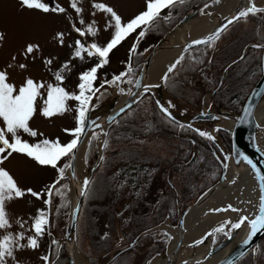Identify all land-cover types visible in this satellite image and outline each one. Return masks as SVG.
Here are the masks:
<instances>
[{
  "label": "snow or ice",
  "instance_id": "1",
  "mask_svg": "<svg viewBox=\"0 0 264 264\" xmlns=\"http://www.w3.org/2000/svg\"><path fill=\"white\" fill-rule=\"evenodd\" d=\"M219 2V0H216ZM23 7L29 10H39L43 13H65L66 9L59 4H54V0L44 2V0H20ZM80 0H70V7L75 10L77 14H81L83 9L78 7ZM186 0H145V8L139 14L135 15L128 21H124L122 16L118 14L113 7L108 6L104 3H95L93 7L103 13L110 15V19L105 24V30L112 29L111 38L106 44H99L96 42L86 43L82 39L75 40L74 51L72 53V59L84 60L88 58H95L96 63L90 68L82 71L79 74V83L77 84V91L70 92L64 86L66 79V73L71 72V60L63 63L61 67L53 73L56 83H45L43 80H35L33 78L26 77L23 83L17 87L14 83L9 82V73L5 70H0V165H3L6 160L9 159L14 153L22 154L28 158L34 160L41 166H48L53 169H57L59 179L46 188L45 191L37 192L29 188L27 190L22 189L18 186L17 181L4 167H0V229H8L11 227L9 221V215L6 211V204L14 199L23 198L26 194L41 199L45 195L46 205L52 204L53 190H56V194L63 196V192L56 189V185L60 183V180L65 178L67 169L73 167L72 161L75 160L76 151L82 143V137L86 135L88 129L93 130L92 140L99 139V135L95 133V128H101L102 126L97 120H89V113L95 109L98 105L93 101H99L106 95V88L115 86L119 88L121 94H129L135 96L136 93L131 88L125 93V89L119 87L122 83L134 85L137 89L143 88V93H150L153 88H159V84H147L142 85V76L139 79L133 80L136 69L133 68L131 63V56L136 53L139 42L147 35L148 31L154 27L161 20L171 19V9L177 4H184ZM207 7V5H206ZM169 10L168 14L162 15L164 10ZM258 13H264V7H259L255 3V0H248V6L242 8L236 16L227 20L221 28L217 29L214 33L201 38L191 41L183 53L167 67V71L161 77L163 82H167L170 75L174 73L178 66H181L185 61V53L190 54V49L194 46L205 45L208 47L214 46L216 41L219 40L221 34L227 30L228 25H231L241 19H246L249 15H256ZM95 15V13H93ZM81 25L85 24L83 19H80ZM73 30L81 37L92 36L96 37L99 33V28L96 26V21H92L87 24L86 28H80L72 24ZM136 41L130 49L129 61L124 71L119 74H113L111 79H102L99 75L100 71L110 64V56L114 49H116L121 43H123L129 36L136 33ZM64 33L58 32L55 39L61 46L64 44ZM5 39V34L0 32V42ZM256 48L264 47V44L253 45ZM39 44H28L24 49V56L33 54L39 51ZM16 57H13L15 60ZM196 63L202 61L196 60ZM44 64L49 67L53 65V58L45 59ZM8 67H12L9 65ZM18 67L21 70H26L28 65L26 63H20ZM99 81V86H97ZM105 89V91H101ZM43 90V91H42ZM46 93V97H45ZM99 94V95H98ZM42 100V107L40 108V114L45 118H51L56 115H64L66 112L74 111L76 113L74 119L76 126L74 128H65L63 131L72 137L66 143H62L57 137L56 139L43 138L35 143H30L24 139L21 133L27 134L28 136L35 138L43 136L42 132L34 129L30 126V121L33 119L37 111V100ZM69 101H75L76 107L73 109L69 106ZM137 101H133L135 103ZM157 105L161 112L168 117L170 120H175L170 109L174 108L175 105L168 102L167 106L157 101ZM132 105L128 104L126 108H130ZM126 108H121L116 116L126 111ZM201 115H204L202 113ZM116 116L109 117V122H116ZM181 127H183L181 125ZM191 127V125H189ZM219 129H217L218 131ZM193 131L198 133L201 137H206L209 140H214V136L210 133L194 128ZM107 135V133H105ZM91 144V141L89 142ZM104 148L108 147V141L103 142ZM69 157V161L63 166H59L60 162L65 158ZM103 159V157L101 158ZM227 159V157H225ZM243 159L252 167L257 180L260 183V192L258 204V214L254 217L249 215H241L236 222L227 221L224 225L215 228L212 232L206 234L204 238L196 241V244H201L204 239L208 236H212L215 233H223L228 239L232 238L231 231L225 232V227L230 224L231 229L238 230L245 224L250 228L247 238L243 241L245 245L249 244L254 237L261 231H264V173L253 163L251 159L244 156ZM239 163V161H237ZM227 168V164H224ZM89 181L84 180V189L81 191V195L84 197L88 196V185ZM235 183V180L232 181ZM248 203H251L249 201ZM65 206V205H62ZM243 212L245 210L233 207L229 204L226 208L211 209L212 212ZM76 211H79V205ZM75 215V213H73ZM20 227L23 228L24 224L20 221ZM50 220L48 212L44 210H38V214L34 218L31 231L32 235L25 237L24 232L13 234L9 232L0 238V264H7V259L12 258L15 260V252L24 248L37 249L40 246V238L43 237L46 231L49 230ZM50 234V233H49ZM164 235H168L164 233ZM171 238V237H169ZM27 240V243H21V241ZM53 245H58V241L53 240ZM45 264H50L51 256L45 255L41 257ZM18 264V262H17ZM151 264V262H149ZM187 264V262H185ZM229 264H234L233 261H229Z\"/></svg>",
  "mask_w": 264,
  "mask_h": 264
},
{
  "label": "rangeland",
  "instance_id": "2",
  "mask_svg": "<svg viewBox=\"0 0 264 264\" xmlns=\"http://www.w3.org/2000/svg\"><path fill=\"white\" fill-rule=\"evenodd\" d=\"M212 1L215 0H210L204 4H201L199 7L196 6L192 7V9L197 10L196 17L201 14L208 13V11L204 10V7L207 4H210ZM44 2H49V0H44ZM95 3H104L107 4L108 6L113 7L114 10H116L118 14L122 16L124 21L130 20L135 15L143 11L145 8V0H80L78 7H81L83 11L81 14H77L75 10L70 7V0H54V4H59L60 6L64 7L66 9V12L43 13L39 10H29L23 7L20 3V0H0V32H3L5 34V39L2 42H0V70L6 69L8 71L10 77L9 82L14 83L17 87H19L23 83L24 79L30 76L35 80H43L45 83L54 84L56 83V81L54 79L53 73L57 71L63 63L67 62L68 60H71L72 70L71 72L66 73V79L64 81L63 86L70 92H76L77 84L79 83V79H78L79 74L82 71L93 66L96 63V59L88 58L87 56L85 57L84 60H80L78 58L72 59V53L75 47L74 44L75 40L82 39L86 43L96 42L103 45L107 43V41L111 38L112 35V29L105 30V24L110 19V15L95 9L93 7V4ZM168 12L169 10L166 9L164 10V13L162 15H166L168 14ZM93 13H95V15H93ZM80 19H83L85 21V24L81 25L79 23ZM93 20L96 21V26L99 28V33L96 37L87 36L81 38L72 28L73 23H75L77 27H80L82 29L86 28L87 24L91 23ZM241 22L243 23L244 20H242ZM152 28L148 31L147 35L139 42V45L137 46L136 49V53L131 56L132 66L134 69L137 68L134 73L133 80L135 78L136 73L138 72L141 63V62L138 63L139 55L141 58L140 60L143 61L147 57L150 51V50L148 51L146 47H149L150 45L153 46L156 43V41L160 38L159 37L157 39L154 36H152ZM139 31L140 30L138 29L136 33H133L116 49L113 50L110 56V64L106 66L104 69H102L99 73L102 79L104 78L111 79L113 74H119L120 72L125 70L126 65L129 61L130 49L135 43L136 36L138 35ZM58 32H63L65 34L63 46H61L59 42L55 39V36ZM30 43L39 44L40 49L39 51L34 52L33 54L25 58L24 49L26 45ZM14 56L16 57L15 60H13ZM48 58H53V65L51 66V70L43 62L45 59ZM20 63H26L28 65L27 69L21 70L18 67ZM9 65H12V67H8ZM166 70L167 69L164 70L162 76L164 75ZM160 81H162L161 78ZM99 83L100 82L97 81V86H99ZM129 86L130 85L127 83H122L119 87L124 88L125 93H127ZM101 91H105V89H102ZM166 91L167 90L165 89V92ZM166 93L168 95L167 97H169L168 99H170L171 95L168 92ZM124 95L125 94H120L119 88L115 86H111L106 88V95L102 99L104 100L107 98L115 97L116 101H119L121 97H123ZM45 97H46V93H45ZM68 104L73 109L76 107L75 101H69ZM147 105L148 103L145 99H139L137 100V102L132 104V106L129 108L130 109L129 111H131V113H135V114L138 113L140 115V113L143 111L144 108L147 107ZM41 107H42V100L38 99L37 111L33 119L30 121V126L38 130V132H42L44 135L42 137L38 136L32 138L27 134L21 133L23 138L28 140L30 143H35L43 138H49L54 140L57 137H59L62 143H66L69 140H71L72 137L67 135L63 131V129L74 128L76 126V122L74 119L76 113L72 111V112H66L64 115H56L51 118H45L40 114ZM260 127L264 129V123L261 122ZM107 128L108 126L106 127L105 133L107 132ZM94 131L96 134L99 135V139L92 140V136H93V130H92L89 133L84 146L82 147L84 153L83 163L84 166H86L88 169H91L95 165L98 159L99 145L102 138V132L99 129H94ZM116 133L119 135V137L116 136L115 137L116 139L112 137L107 140L108 141L107 149L109 150L120 145L121 142L119 140L123 138V135L126 133V130H118ZM213 134L216 137L215 130H213ZM105 140L106 139L104 135L103 142ZM90 141L94 145L93 146L94 156L92 160L90 158L87 160V155L85 156V154H87V149L90 145L89 144ZM175 141H176L175 138H171L170 140L169 139L163 140L162 141L163 144L157 141L154 143H151V141H146V144L148 145L150 144L151 148L157 146H162L163 148L164 144L171 145ZM156 154L158 155L159 153L156 152ZM160 154L163 155L164 157L166 156V153L164 152ZM190 155L193 157L195 156L192 151ZM195 157H196V162L198 163L199 160H197V156ZM68 160L69 157H65L60 162L59 166H63L65 163L68 162ZM197 163L195 164V166L197 165L199 168L198 169L199 172L202 173L203 171V169H201L202 166L198 165ZM0 167H4L7 171H9V173L17 181L18 186L24 190L31 188L37 192L45 191L48 186L52 185L54 181L59 178L57 169H53L48 166H41L38 163H36L34 160L22 154L14 153L11 157H9L8 160L4 162L3 165H0ZM86 175H87V169L86 170L83 169L79 177L81 180H83L86 177ZM219 176L220 174L217 176V179L219 178ZM216 180H214V182ZM202 181L204 180L201 178H196V182H202ZM60 182L62 183L60 185L57 184L56 189H59L61 192H63V196L56 194V190L54 189L52 204L50 205V209L52 212V227L55 233V238L53 239L51 236H49L48 231H46L43 237L40 238V246L37 249L33 250L29 248H24L21 250H17L15 252V260H13L12 258H8L7 264H17V262L18 264H45V262L41 259V257L47 255L48 251H50V256H51L50 264H53L61 249H63L65 253L64 228H65L66 217L69 211L70 187H69L68 179L64 178L63 180H60ZM214 182H211L209 184L211 185ZM210 185H208L207 187H209ZM207 187L203 188L202 191H204ZM159 188H162V180L160 178H157L156 182L153 184L152 196H154L157 192H159ZM197 190L198 188H196V191ZM202 191L198 192L197 194L199 195ZM198 195H195L194 197L193 195L192 197H188L186 199V202L190 204L192 201L196 199ZM45 199H47L46 195L41 199H37L31 196L30 194H26L23 198L14 199L10 202H7L6 211L9 215V221L11 227L8 229H0V238L8 234L9 232L13 234L24 232L26 238L32 235L33 233L31 231V227L34 218L38 214V210H44L48 212L49 207L48 205L45 204L44 202ZM82 202L83 200L81 198L79 211L77 212V217H76L75 245L77 252L82 259L81 263L88 264V260L85 258L84 255L81 254L79 250L80 247L79 243H85L86 241V239L84 238L85 232L83 231V229L87 228L86 219H85L86 217L84 215L85 203L82 205ZM125 202L126 200L124 201L122 199L120 203L116 204L114 206L115 212L117 213L121 212V210L125 208ZM145 202L148 204L147 208L150 209L152 207V205L150 204L154 202V199L151 200L150 197H146ZM227 204L228 203H225L224 205ZM145 205L142 204L141 208L144 209ZM206 210L207 209H204L203 211L204 213H202V218L203 217L205 218V216L207 217L210 214H213L212 212L211 213L205 212ZM178 216L175 218V221H172L170 216H165L164 220H162L157 225H155L156 227L152 226L155 228L154 230L151 231H153L157 235V237L165 239L164 247L166 246L169 237L172 234L170 227L174 226L177 223ZM237 220L238 219L233 220L232 222H236ZM18 221L24 224L23 228L20 227V223H18ZM101 221L102 223L99 224V227L101 231H104L106 227L105 224H103L104 222L103 217ZM225 222L227 221L218 223L214 227V229L225 224ZM214 229H212L211 232ZM229 231H231L230 224H228L225 227V232H229ZM164 233H167L168 235H164ZM217 236H221L222 238L224 234L215 233L214 235H212L211 238L212 244L216 243L221 239V238L219 240L216 239ZM53 240L58 241V245H53L52 244ZM259 240L253 248L248 249L253 252L252 253L253 260L256 258L255 248L258 245ZM21 243L26 244L27 240L25 239L24 241H21ZM161 251H157L153 253L142 264H149V262L153 263L156 260L155 258L158 257Z\"/></svg>",
  "mask_w": 264,
  "mask_h": 264
},
{
  "label": "water",
  "instance_id": "3",
  "mask_svg": "<svg viewBox=\"0 0 264 264\" xmlns=\"http://www.w3.org/2000/svg\"><path fill=\"white\" fill-rule=\"evenodd\" d=\"M247 2L248 0H234V3L230 6V8L224 13L220 14L210 27H208L205 31L199 33L198 35L190 37L188 35V29H186L185 27V23L196 17L197 10L191 9L190 11L183 14L180 19L171 27H169L151 47L147 57L143 61H141L134 80L139 79L142 76V85H147L148 83H146V80L148 77V71L159 52L163 50H175L178 56V54H180L185 49V47L189 43H191V41L204 38L214 33L217 29L221 28L224 24L227 23L228 19L233 18L242 8L247 7ZM259 7H264V5H261ZM172 35L177 36L176 42H168L169 37H171ZM249 46L250 43L246 44L242 49L240 55H238L234 60L225 65L222 70L221 76L224 70L230 64L242 57L245 50ZM153 84L160 85L159 88H153L150 92L156 103V106L158 107L157 101H160V103L167 106V99L169 97H167L168 95L165 92L162 81L159 80L158 82ZM129 88H131L132 91L136 93L135 96L125 94L119 101H116L115 97L104 99L103 101L98 102V106L89 113V120H97L98 118L97 122L102 126L101 128H95L99 129L102 132L98 159L95 165L100 158L106 127L110 123L109 117L116 116V113L119 112L121 108H126L128 104L132 105L133 101H137L143 94H145L143 93L142 87L140 89H137L134 85H130ZM170 99L174 102L175 105L174 108L170 109L173 117H175L174 122L188 127L189 125H191L190 128H198L210 133L213 136L214 129H224L228 131L230 135V148L228 149L224 142H219L218 139L214 136L215 139L212 141L219 146L223 156V161L219 160V163L221 165L220 176L213 184L202 191L194 201H192L184 208V210L177 218V223L172 226L174 227V234H171V238H169L166 246L163 248V250L160 252L158 257L152 264H185V262H187V264H229V261H236L248 249L253 248L257 244L258 240L264 235V231L259 232L257 236L254 237L253 240L247 245L243 243V241L247 238L248 232L250 231V228L247 224H245L238 230L231 229V239H228V237L224 235L219 241L212 244V236H208L207 239H204L203 243L196 244V241L201 240L206 236L207 233L211 232V230H206L200 237L190 240L187 245L183 247V238L186 234V230L182 224L186 217H188L192 212L200 211L206 201L210 197L218 193V191H216L217 187L224 179L226 170H228L226 175L229 182L233 180L238 172H247L251 175V177L254 178V181L256 185H258L257 187L260 191V183L257 180L251 165H249L243 159V157L247 156L249 159H251L253 163L261 170V172L264 173V130L260 127L262 114L264 111V47H262L261 54V74L245 96L238 112L233 116H226L221 113L204 109L203 107L194 110L183 109L181 104H179L176 100H173L172 96H170ZM158 109L160 110L159 107ZM202 113H204V115H201ZM222 121L228 124V127L220 124V122ZM91 131L92 129H88L86 135L82 137V143L76 151L75 160L72 161L73 167L67 169L65 173V178L68 179L70 187L69 211L66 217L64 228V250L69 264H76L75 256L79 255L75 245V226L77 217L76 209L77 206L80 205V201L82 198L81 191L84 189V180H89V177L91 176L95 167L94 165L91 169H88L86 166H84L83 169H87V175L83 180L80 179L76 166L77 157ZM225 157H227V159H225ZM237 161H239V163ZM224 164H227V168L224 167ZM228 205L229 204L214 206L212 209L226 208ZM48 207L50 220L48 234L50 233L49 236L54 239L55 233L52 227V212L49 205ZM210 210L211 209L206 210L205 212L211 213L212 211ZM73 213H75V215H73ZM202 213L203 210H201V213L199 214L202 215ZM256 214H258V205L254 211L247 215L254 217ZM155 227L141 231L127 244L115 248L108 255L105 261L99 264L108 263L117 254L132 246L139 236L148 231L154 230ZM47 255H50V251H48Z\"/></svg>",
  "mask_w": 264,
  "mask_h": 264
},
{
  "label": "flooded vegetation",
  "instance_id": "4",
  "mask_svg": "<svg viewBox=\"0 0 264 264\" xmlns=\"http://www.w3.org/2000/svg\"><path fill=\"white\" fill-rule=\"evenodd\" d=\"M242 20H244L243 23L241 22ZM241 21H237L234 24L228 25L227 30L221 34L219 40L216 41L214 46L208 47L205 45H199L197 46V48L189 50L190 54L185 53L186 58L183 64L177 67L176 71L170 75V78L166 83L162 81L164 88L167 90L166 92L171 94L173 100L184 102L196 108L203 107L204 109L221 113L226 116H233L238 112L239 109L236 110L235 108H233L232 103L231 106H229L232 99L230 89L228 90L226 89V87L222 86L226 69L237 60H235L224 70L222 76L221 73L225 66L221 70L217 71V66L212 67L211 63H215L216 61L214 59L216 50L221 44L225 43L226 40H228L233 32H238L239 34L242 33L246 38L249 39L246 44L250 43V46L245 50L244 54L251 51L254 56L256 55L259 58L260 72L258 77L260 76L262 48H256L253 47V45L264 43V13L249 15V17H247L246 19H241ZM146 49H148V47H146ZM244 54L242 55V57L244 56ZM180 55L181 53L178 54L176 59ZM193 57L196 58V60H200L202 62L196 63ZM140 62L141 61H138V63ZM251 67L252 66L250 65L248 67L250 71ZM228 98L230 102L227 100ZM139 99H145L148 103L147 107L144 108L140 113V116H144L143 120H138V122L142 124L143 128L141 127L140 129L137 128L136 130H129L128 128L130 127V125L127 124L128 121H126L125 119L121 120L123 118L122 116H124L125 118L126 116L130 115L131 111H125L119 116H116V122L109 123L108 125L106 132L107 135H105V139L108 140L112 137H119V135L116 133L118 130H126V133L123 135V138L119 140L121 142L120 145L110 150L102 146V153L99 162L95 166L88 181L90 182L93 177L99 178V176L102 174H104L108 178L115 177L117 179H120L125 178L126 176H131V174L133 173V178L135 182L138 183L140 171L138 172L137 169L141 166L143 157H148L149 162L147 163V165L150 167V177L147 179V186L145 187V191L147 190V192L142 197H150V199H154L155 202L158 197L163 198V194L167 193L166 191L168 187L169 191L173 193L175 203L170 207V211L165 213V216L171 217L172 215H174L177 217L180 214L182 208L189 204L188 202H186V199L189 197L187 196V194H189L193 190H196V188L199 189L203 185L205 178L207 180H211L216 172H218V175L221 173V165L219 163V160L223 161V156L219 146L212 140L201 136H196L194 138L193 135L189 138V133L191 130L193 131V129L188 126L176 123L166 117L158 109L150 93L143 94ZM101 100L94 101L93 103L96 104ZM168 100L171 101L172 104H174L171 99H167V102H169ZM128 109L129 108H126V110ZM181 125L183 127H181ZM114 127H116V132L111 133ZM214 130L218 141L224 142V144L229 149L230 135L228 131L224 129H219L218 131L217 129ZM222 130L228 133V137L221 134ZM171 138L176 139L175 145L173 146L164 144L163 148L162 146L151 148L150 144H146V141H151V143L157 141L163 144V140H170ZM187 138H189V140ZM187 140L192 144V152L194 155L196 154L197 160H199L198 163H196L202 166L201 169H203L202 173H200L198 170V166H195L197 169L196 173L198 175V178L204 180L202 182H195L196 184H192L191 188L187 187L186 184L189 170L186 165L187 159H185V148L187 147V144H184V142ZM172 148H174L175 151V158L174 162L171 163ZM88 150L89 147L85 156L87 155V160L89 158L92 160L94 156V149L91 153H88ZM116 151H119V153H117ZM156 152L159 154L157 155ZM163 152L166 153L165 157L160 154ZM116 155L117 157H115ZM128 155L130 157L133 155V158L135 156V160L133 158L131 160H126V157ZM210 155L213 158L214 162H212V158L210 157ZM102 157L103 159H101ZM105 158H110L109 165L107 166V168H105L106 172L98 174L101 169H104L103 165L105 166ZM119 158L120 160H118ZM164 167H166V169H164ZM157 178H160L162 180V188H159V192L152 196L153 184L156 182ZM193 178L194 177H192V179ZM90 185L91 182L89 183L88 187ZM123 200H126V206L128 204V198L124 197Z\"/></svg>",
  "mask_w": 264,
  "mask_h": 264
},
{
  "label": "trees",
  "instance_id": "5",
  "mask_svg": "<svg viewBox=\"0 0 264 264\" xmlns=\"http://www.w3.org/2000/svg\"><path fill=\"white\" fill-rule=\"evenodd\" d=\"M208 1L210 0H186V3L182 5L177 4L173 9H171L170 20H161L158 22L155 28H152V36L158 39L184 13L188 12L190 9H192V7H199L201 4H204ZM248 40L249 39L246 38L242 33L239 34L238 32H233L228 40L221 44L216 50L214 56L216 64L212 62L211 66H217V71L221 70L228 62L240 54L242 47L247 43ZM151 47L152 45L148 47V51L151 49ZM194 48H197V46H194L193 49ZM182 53L183 51L181 54ZM138 59L141 61L140 55ZM249 65L252 66L251 71L248 68ZM259 72V58L256 55L254 56L251 51L245 53L241 59H238L226 69L222 86L226 87L228 90L230 89L232 94L231 102L229 101V98L227 99L230 102L229 106H231L232 103L233 108L236 110L239 109V106L245 95L258 78ZM180 103L183 109H197L196 107L184 102ZM129 110L130 109L126 111ZM122 117V119L120 118L121 120L125 119L128 121L127 124L130 125L128 128L129 130H136L137 128L140 129L141 127L143 128L142 124H140L138 120H143L144 116H140L137 113H130V115L127 117ZM115 132L116 127L112 129L111 133ZM189 134V138L192 137V135L194 138L199 136L198 133L192 130ZM221 134L228 137V133L224 130L221 131ZM189 138L187 139L189 140ZM188 140L184 142V144H187V147H184H186L185 159H187L186 165L189 170L186 184L187 187L191 188L192 184H196L195 182L196 178H198V175L196 174L197 169L195 167L196 154L194 157L190 155L191 151H193V146ZM173 145H175V142L171 144V146ZM93 146L94 145L92 143L89 145L88 153L93 152ZM116 152L119 153V151ZM115 157H117V155ZM132 158L133 155L131 157L128 155L126 160H131ZM174 158L175 151L174 148H172L171 163L174 162ZM109 159L110 158L104 159V169H101L98 174L106 172L105 168H107L109 165ZM133 159L135 160V156ZM118 160H120V158ZM148 162V157H143L141 166L137 169L138 172L140 171L138 183L135 182L133 173L131 176H126L125 178L120 179L115 177L108 178L102 174L99 176V178L93 177L90 180L91 185L88 187L89 194L87 197H82V205L85 203L84 215L86 217L85 219L87 228L83 229V231L85 232L84 238L86 241L85 243H79V250L81 254L84 255L88 260V264H99L105 261L112 250L130 242L133 237H135L141 231L147 230L164 220L165 213L170 211V207L174 205L175 200L173 198V193H171L169 188L166 186L167 193L163 194V198L158 197L154 203L152 202V204H150L152 207H149L150 209L147 208L148 204L145 202V198L142 196L147 192V190L145 191V187L147 186V179L150 177V167L147 165ZM212 162H214L213 158ZM164 169H166V167H164ZM217 176L218 172L215 173L211 180H207L205 178V184L203 183V185L197 191L193 190L187 194V196L192 197L193 195L194 197L195 195H198L197 193L210 185L209 183L214 182V180L217 179ZM192 177L194 178L192 179ZM61 183L62 182H60L58 185ZM124 197L128 198V204L121 210V212H115L114 206L120 203ZM142 204H146L144 209L141 208ZM184 208H182V210ZM102 217L104 218L103 224H105L106 227L104 231H101L99 227V224L102 223ZM170 218L172 221H175L176 216L172 215ZM220 238L221 236L216 237L218 240ZM164 243V238L157 237L153 231H148L141 235L130 248L116 255L107 264H142L153 253L161 251L164 247ZM255 251V262L252 257L253 252L248 250L239 259H237L234 264H264V236L259 240ZM53 264H68L63 249L60 250Z\"/></svg>",
  "mask_w": 264,
  "mask_h": 264
},
{
  "label": "bare ground",
  "instance_id": "6",
  "mask_svg": "<svg viewBox=\"0 0 264 264\" xmlns=\"http://www.w3.org/2000/svg\"><path fill=\"white\" fill-rule=\"evenodd\" d=\"M233 3L234 0H219V2H216L215 0L210 4H207V7H204V10L208 11L207 14H201L185 23V27L186 29H188L189 37L198 35L199 33L205 31L212 25L215 19L220 14L228 10ZM255 3L257 4V6H261L264 5V0H255ZM176 41V35H172L171 37H169L168 42ZM176 53L177 52L175 50H163L159 52L156 55L152 65L150 66L146 83L153 84L158 82L166 67L176 59ZM261 122L264 123V111L262 114ZM220 124L228 127V124H226L224 121L220 122ZM83 160L84 153L83 149H81L76 162L77 172L79 176L84 168ZM227 172L228 170H226L224 179L217 187L216 191H218V193L216 192L217 194L210 197L200 209V211L192 212L183 221L182 225L186 230V234L183 238V247H185L190 240L200 237L204 231L214 229V227L218 223L223 221L236 220L241 214L247 215L254 211L257 207L259 203L260 191L257 187L258 185H256L254 181V178L251 177V175L247 172H238L233 178V180H235V183H232L233 180L231 182H229L228 180V177L226 175ZM249 201H251V203H248ZM225 203L231 204L233 207L243 209L245 211L232 212L229 210L226 212L213 213L207 217L205 216V218H202V215L199 214L201 213V210H209L214 206H222ZM170 230L172 234H174V227H170ZM81 260L82 259L79 255L75 256L76 264H82Z\"/></svg>",
  "mask_w": 264,
  "mask_h": 264
}]
</instances>
